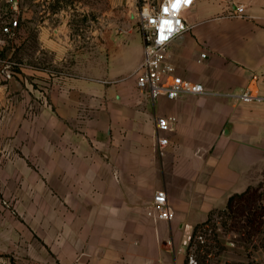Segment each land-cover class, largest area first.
<instances>
[{
  "label": "crops",
  "instance_id": "0c3cea01",
  "mask_svg": "<svg viewBox=\"0 0 264 264\" xmlns=\"http://www.w3.org/2000/svg\"><path fill=\"white\" fill-rule=\"evenodd\" d=\"M87 3L0 0L19 21L0 32V264H185L195 225L264 178V0H192L168 53L204 91L154 99L141 32L63 31L55 9ZM160 189L169 220L145 213Z\"/></svg>",
  "mask_w": 264,
  "mask_h": 264
},
{
  "label": "rangeland",
  "instance_id": "374dc122",
  "mask_svg": "<svg viewBox=\"0 0 264 264\" xmlns=\"http://www.w3.org/2000/svg\"><path fill=\"white\" fill-rule=\"evenodd\" d=\"M61 1L69 5L71 0ZM155 1L87 0L83 11L76 7L55 10L62 22L67 13V21L61 26L63 31L66 26L69 38L79 35L80 40L87 34L91 42L100 32H141L140 11ZM21 2L27 4L31 14L32 0ZM104 51L108 55V49L103 48ZM68 57L66 61L72 59ZM208 218L207 224L196 232L202 235L203 243L194 240L191 245L201 264H264V178L250 185L242 197H235L230 207L212 211Z\"/></svg>",
  "mask_w": 264,
  "mask_h": 264
},
{
  "label": "built area",
  "instance_id": "2783aa9c",
  "mask_svg": "<svg viewBox=\"0 0 264 264\" xmlns=\"http://www.w3.org/2000/svg\"><path fill=\"white\" fill-rule=\"evenodd\" d=\"M9 2L13 3V0H9ZM173 4L174 0H156L150 7L142 8L139 15L143 54L136 69V86L145 91L152 99L160 95L175 98L184 94H199L204 91L201 83L175 74L174 65L169 59L168 47L172 40L190 28L184 18V10L190 4L185 5L181 2L179 9L173 7ZM18 24L16 15L10 13L0 15L1 33L14 35ZM169 28L172 29L171 32H169ZM203 56L204 54H201V57ZM241 98L244 101H249L256 98V95L252 94L250 88H246L241 94ZM175 120L173 116H158L155 121L156 132L169 130ZM156 144L158 147H162L167 144V139L156 134ZM145 213L153 219L169 220L173 218L174 211L168 203L164 190L155 191ZM194 240L203 243L200 233L195 234ZM188 244L179 249L185 255V264H201Z\"/></svg>",
  "mask_w": 264,
  "mask_h": 264
},
{
  "label": "trees",
  "instance_id": "16d2710c",
  "mask_svg": "<svg viewBox=\"0 0 264 264\" xmlns=\"http://www.w3.org/2000/svg\"><path fill=\"white\" fill-rule=\"evenodd\" d=\"M247 190H248V188H247L246 190L240 192V193H235V194L229 196L225 208L230 207L231 204H232V202H233V200L235 199V197H242V196L247 192ZM211 212H212V211H211ZM211 212H210V213H211ZM210 213H209V215H210ZM209 215H208V217H209ZM208 217H207V219H206L205 221H203L202 223H199V224L195 225V227H194V229H193V232H192V235H191L190 242H189V244H188L189 246H191V245L194 243V242H193V241H194V236H195V234H196L198 228L201 227V226H203V225H205V224H207L208 219H209Z\"/></svg>",
  "mask_w": 264,
  "mask_h": 264
},
{
  "label": "clouds",
  "instance_id": "9594fccd",
  "mask_svg": "<svg viewBox=\"0 0 264 264\" xmlns=\"http://www.w3.org/2000/svg\"><path fill=\"white\" fill-rule=\"evenodd\" d=\"M183 3H184L185 5L190 4V3H191V0H184ZM172 6L175 7L176 9H179L180 4H179V3H176V4H173ZM173 14L175 15V13H173ZM177 23H178V22H177ZM171 31H172V29L169 28V32H171Z\"/></svg>",
  "mask_w": 264,
  "mask_h": 264
},
{
  "label": "snow or ice",
  "instance_id": "6c2138e0",
  "mask_svg": "<svg viewBox=\"0 0 264 264\" xmlns=\"http://www.w3.org/2000/svg\"><path fill=\"white\" fill-rule=\"evenodd\" d=\"M184 2V0H174V4ZM167 11V9H165Z\"/></svg>",
  "mask_w": 264,
  "mask_h": 264
}]
</instances>
